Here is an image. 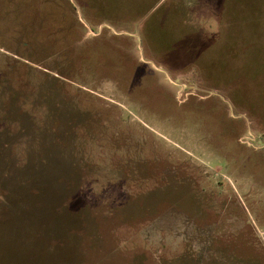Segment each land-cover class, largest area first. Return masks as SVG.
Wrapping results in <instances>:
<instances>
[{"label":"rangeland","instance_id":"374dc122","mask_svg":"<svg viewBox=\"0 0 264 264\" xmlns=\"http://www.w3.org/2000/svg\"><path fill=\"white\" fill-rule=\"evenodd\" d=\"M215 5L0 0V264H264V113L223 86L243 29L164 59Z\"/></svg>","mask_w":264,"mask_h":264},{"label":"trees","instance_id":"16d2710c","mask_svg":"<svg viewBox=\"0 0 264 264\" xmlns=\"http://www.w3.org/2000/svg\"><path fill=\"white\" fill-rule=\"evenodd\" d=\"M215 1L216 11L213 16L218 21V30L203 37L194 34L198 36L192 35L181 38L169 49V53L164 56V59L190 60L194 65L197 64L204 70L207 61L201 62L199 60L200 56L205 58L204 60L209 59V56L218 58L220 50L217 49V46L224 44L221 41L228 39L229 43L233 44V47H231L232 55L235 54L236 49L234 46L240 36L236 32L226 37L225 31H235L237 26L241 27L243 29L240 31L242 32V55L244 57L239 63L243 62L245 73L240 76V79L236 80V83L229 76H226L224 78L225 85L223 84V86L230 89V97L237 105H241V107L248 109L255 115H260L259 113H264V0ZM252 37L256 39V42L262 44L256 47L255 60H252L253 64L251 65ZM181 56L182 58H180ZM250 85L256 89L255 94L250 95L248 91L242 95L239 93L238 87L247 90ZM236 88L237 90H235Z\"/></svg>","mask_w":264,"mask_h":264}]
</instances>
